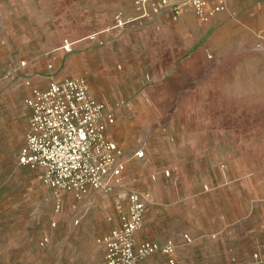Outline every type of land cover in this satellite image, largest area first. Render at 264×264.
<instances>
[{"label":"rangeland","instance_id":"rangeland-1","mask_svg":"<svg viewBox=\"0 0 264 264\" xmlns=\"http://www.w3.org/2000/svg\"><path fill=\"white\" fill-rule=\"evenodd\" d=\"M14 1L19 0H0V35L3 29L14 33L8 34V48L0 46V264H104L111 200L89 196L77 201L64 194L59 201L40 170L20 164L30 132L26 98L31 90L22 79L6 76L21 60L35 68L41 64L45 71L59 42L74 39L75 30L56 34L57 16L61 10L69 15L71 3L75 28L88 23L96 31L98 18L101 22L110 16L114 19L120 11H130L134 0H89L88 16L82 9L85 0H32L33 13L17 19L7 14L22 6ZM186 29L185 69L173 77L161 75L159 83L148 76L146 85L136 86L140 99L121 102L140 110L142 115L132 116L134 121L144 118L143 125L161 126L168 136L172 131L180 137L163 141L164 147L149 158L145 151L141 163L131 165L126 193L145 194L148 186H162L164 179L175 189L191 184L200 190L204 221L218 212L225 215L232 204L237 227L231 264H253L256 255L264 264V49L258 44L256 28L231 21L228 15L208 25L196 20ZM178 39L174 30L170 44ZM153 53L161 54L157 49ZM136 64L130 60L132 69ZM119 66L120 71L125 68ZM198 127L210 130L209 143L203 138L196 148L184 147L183 132ZM139 128L128 127L127 136H122L131 155L137 150ZM181 197L193 199L187 192ZM195 262L226 263L213 256Z\"/></svg>","mask_w":264,"mask_h":264},{"label":"crops","instance_id":"crops-1","mask_svg":"<svg viewBox=\"0 0 264 264\" xmlns=\"http://www.w3.org/2000/svg\"><path fill=\"white\" fill-rule=\"evenodd\" d=\"M135 1L130 11H120L119 13H124L126 17H138L140 13L136 10ZM14 2L16 4L22 3V6H25L18 5L17 9L12 8L11 11H6L14 19L33 13L32 0ZM45 2L46 0H40V3ZM215 3V0H211V4ZM82 9L85 16L90 14L89 0H85ZM69 10L71 12L69 15H64L63 12L65 11L62 10L59 12L56 20L59 21L60 26L56 34L59 36L67 32L72 34L75 30V37L59 42L55 48L58 49L57 54L54 55L53 61L47 66V69L42 70L41 64H38L36 68L31 67L28 60H21L16 66L27 62V67L18 74L11 76L8 74L6 77L13 80L22 79L25 86L27 81H31L35 87L42 90L47 89L53 81L86 79L94 98L103 102L107 106V112L114 116L115 123L108 127V135L123 152L121 160L126 164V169L122 174V185L116 187L110 194L92 191L87 196L92 199L106 197L111 200V212L113 213L109 217L111 232L120 225L117 206L119 204L128 205L125 184L127 178L131 176L128 175L131 165L140 164L145 156V151H147L149 158L156 149H162L164 147L163 141L167 139L174 141L175 138L178 141L180 139L172 131L168 133V136L166 129L161 128V126L147 127L148 125H143L144 118L136 117L138 121H134L132 116H141L140 110L137 107H131L130 104L124 107L126 102H121L140 99L137 87L141 88L142 85H146L148 76L152 82L159 83L161 82L159 78L161 75L173 77L179 74L180 70L185 69L184 58L188 44L184 39L186 26H195L196 20L200 22L201 20L191 7L186 6L177 20L173 19L171 11H162L159 14L152 13L151 18L141 19L124 30L114 28L115 17L112 19L110 16L103 22H101V18H98L99 30L95 31L89 29L88 23L83 24L82 29L75 28L78 24L75 23L72 3ZM224 15L231 17V21L241 20L245 27L256 28L258 44L264 49V0H229L226 11L219 13L209 23H201L208 25L218 22ZM174 30L179 35L178 43L170 44V36ZM8 34L13 36L14 33L10 30L8 32L4 29L1 30L0 46L4 49L10 45ZM66 42L72 44L71 52L64 49ZM156 49L161 54L155 57L153 52ZM201 53L198 51L196 56H201ZM131 59L137 61L134 69L130 66ZM120 64H124L125 67L122 71L119 70ZM50 65L53 66L52 71L49 70ZM131 84L134 85L133 88ZM146 94L148 95V93ZM136 125H141V128L138 129L139 133L136 136L137 150L131 155L127 151L130 147L122 142V136H127L126 129L128 127L133 128ZM209 132L208 128L200 130L199 127L197 130H185L183 132V146L196 148L198 146L197 141L203 138L209 143ZM139 153H143L144 156L139 158L137 156ZM40 171L42 178L43 171ZM165 181L166 179L159 187L151 184L146 190L148 192L142 193L146 197V211L143 227L136 235L137 245L144 242H156L161 245L173 242L176 246L173 258L177 264H196L195 261L210 256L225 260V264H231L234 257L232 241L237 227L233 218L232 204L228 205L229 211H226L225 215L218 212L212 220L206 219L204 221L201 217L200 190L188 183L184 189H175L170 187L169 182L166 183ZM139 189L144 190V188ZM186 192L193 199L183 200L181 193ZM64 194H68L79 201L72 193L64 192L61 196ZM230 197L232 198V193ZM185 236H188L191 242H187ZM185 257H188V262L185 261ZM256 261L255 258L253 264H256ZM258 263L260 264V261ZM139 264H169V258L162 253H157L142 260Z\"/></svg>","mask_w":264,"mask_h":264},{"label":"built area","instance_id":"built-area-1","mask_svg":"<svg viewBox=\"0 0 264 264\" xmlns=\"http://www.w3.org/2000/svg\"><path fill=\"white\" fill-rule=\"evenodd\" d=\"M215 1L211 4V0H136L140 15L126 17L119 13L115 16L114 28L124 30L162 11H171L173 19L177 20L186 6L195 11L202 23H209L226 11L229 0ZM64 49L71 52L72 44L66 42ZM25 67L27 62L15 66L9 75L18 74ZM49 70H53L52 65ZM26 86L31 89L26 100L31 121L20 164L42 170V180L55 190L59 201L64 192L82 200L92 191L110 194L121 186L126 169L121 160L123 152L108 135V127L114 125L115 118L107 112L103 102L94 98L88 81L83 78L53 81L44 90L31 81H27ZM137 156L142 158L144 154ZM170 175L167 171L166 176ZM145 211L146 197L138 191L129 193L128 205L117 206L120 225L104 238V264H139L157 253L166 255L169 264H177L173 258L176 249L173 242L137 245L136 235L143 227ZM185 240L191 242L188 236ZM255 258L259 264V256Z\"/></svg>","mask_w":264,"mask_h":264}]
</instances>
